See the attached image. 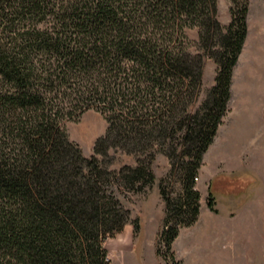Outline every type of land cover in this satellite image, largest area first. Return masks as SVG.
I'll return each mask as SVG.
<instances>
[{
    "label": "trees",
    "instance_id": "obj_1",
    "mask_svg": "<svg viewBox=\"0 0 264 264\" xmlns=\"http://www.w3.org/2000/svg\"><path fill=\"white\" fill-rule=\"evenodd\" d=\"M231 4L225 26L217 0H0V264H109L104 241L139 227L121 199L155 184L158 155L159 241L180 264L172 243L198 219L248 33V0ZM90 110L107 127L85 157L66 125ZM111 150L135 164L110 169ZM206 205L216 213L210 190Z\"/></svg>",
    "mask_w": 264,
    "mask_h": 264
},
{
    "label": "rangeland",
    "instance_id": "obj_2",
    "mask_svg": "<svg viewBox=\"0 0 264 264\" xmlns=\"http://www.w3.org/2000/svg\"><path fill=\"white\" fill-rule=\"evenodd\" d=\"M231 5V0H217L221 17L231 18ZM246 22L248 33L233 71L227 113L203 156L196 179L201 197L198 219L193 226L181 228L172 243L171 251L180 264H196L201 259L211 264H264V79L258 78L264 69V0H248ZM197 32H188L193 42L198 39ZM203 70L199 102L212 86L217 66L206 59ZM246 101L253 110L243 115ZM245 122L250 124L246 135ZM66 127L69 140L89 157L107 124L99 113L90 110ZM229 140L235 152L223 148ZM109 155L113 158L110 169L135 164L132 156L119 151L111 150ZM152 168L155 184L144 193L121 199L130 212V220L138 221L139 227L135 231L128 223L119 234L104 241L109 264H166L165 247L159 241L165 204L157 183L167 173L169 161L158 155ZM209 190L216 213L206 205Z\"/></svg>",
    "mask_w": 264,
    "mask_h": 264
},
{
    "label": "bare ground",
    "instance_id": "obj_3",
    "mask_svg": "<svg viewBox=\"0 0 264 264\" xmlns=\"http://www.w3.org/2000/svg\"><path fill=\"white\" fill-rule=\"evenodd\" d=\"M263 70V71H262ZM261 71H260V73H259V76H258V78H260V80H263L264 79V69H262ZM251 106V103H249L248 101H246L245 103H243V109H244V111H243V115H247V114H249L250 113V111H252L253 110V108H251L250 107ZM249 127H250V124L248 123V122H245V127H244V131H243V134H245L246 135V132L247 131H249L248 129H249ZM247 130V131H246ZM251 131V130H250ZM241 135V134H240ZM244 136V135H243ZM231 140H229L228 142L230 143H224L222 146H223V148H225V151L226 150H232V151H236L235 149V147L233 146V143H231L230 142Z\"/></svg>",
    "mask_w": 264,
    "mask_h": 264
},
{
    "label": "crops",
    "instance_id": "obj_4",
    "mask_svg": "<svg viewBox=\"0 0 264 264\" xmlns=\"http://www.w3.org/2000/svg\"><path fill=\"white\" fill-rule=\"evenodd\" d=\"M218 19L221 22V24L225 26L228 24L230 20L229 16H223V17L220 16L219 8H218ZM203 76H204V70H203ZM196 264H211V262L208 261L207 259H201L199 262H196Z\"/></svg>",
    "mask_w": 264,
    "mask_h": 264
}]
</instances>
